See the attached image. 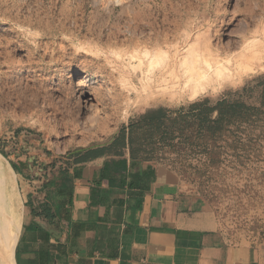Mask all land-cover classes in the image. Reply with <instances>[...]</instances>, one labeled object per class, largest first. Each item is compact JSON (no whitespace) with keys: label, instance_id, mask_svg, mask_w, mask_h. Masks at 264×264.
Listing matches in <instances>:
<instances>
[{"label":"rangeland","instance_id":"rangeland-1","mask_svg":"<svg viewBox=\"0 0 264 264\" xmlns=\"http://www.w3.org/2000/svg\"><path fill=\"white\" fill-rule=\"evenodd\" d=\"M113 1L0 0V154L10 165L16 151L26 159L40 146L57 153L86 146L128 151L129 124L147 109L163 106L174 116L200 97L216 101L264 75V0ZM159 39L171 56L178 51L181 57L198 39L219 44L229 56L247 44L261 54L253 69L193 99L151 102L146 63L127 61L136 46L144 50ZM74 73L89 75L99 112L84 107ZM255 88L244 100L260 105L261 89ZM222 149L215 161L204 153H172L161 161L208 205L227 239L251 246L264 264V121L249 139ZM1 236L0 264H10Z\"/></svg>","mask_w":264,"mask_h":264},{"label":"crops","instance_id":"crops-1","mask_svg":"<svg viewBox=\"0 0 264 264\" xmlns=\"http://www.w3.org/2000/svg\"><path fill=\"white\" fill-rule=\"evenodd\" d=\"M47 149L0 154L15 182L10 264H261L167 163Z\"/></svg>","mask_w":264,"mask_h":264},{"label":"trees","instance_id":"trees-1","mask_svg":"<svg viewBox=\"0 0 264 264\" xmlns=\"http://www.w3.org/2000/svg\"><path fill=\"white\" fill-rule=\"evenodd\" d=\"M257 80L255 86L247 83L216 101L209 96L200 97L180 107L174 116L163 106L139 114L129 124L127 150L132 161L163 162L161 158H169L172 153H204L215 161L226 145L249 139L255 125L264 121V75ZM255 87L261 89L260 105L244 100L245 93ZM124 154L125 151L112 153Z\"/></svg>","mask_w":264,"mask_h":264},{"label":"bare ground","instance_id":"bare-ground-1","mask_svg":"<svg viewBox=\"0 0 264 264\" xmlns=\"http://www.w3.org/2000/svg\"><path fill=\"white\" fill-rule=\"evenodd\" d=\"M113 2L121 4L122 0H114ZM160 39L156 42L152 41L150 47L148 45L143 46L144 50L140 49V45L136 46L133 51L129 52L127 61L130 65L136 63L139 66L146 63L149 75L147 77L149 88L146 97H149L151 102L159 98L173 99L183 96L193 99L209 88L233 80L236 76L253 69L255 61H258L261 54L260 50L247 44L245 49L236 55L229 56L227 55L228 51L219 44L214 45L211 40L195 39L196 41L193 40V42L186 44L184 49L186 51L181 57H179L178 51L174 56H171L170 52L168 54L167 51L162 50V43L164 44V42H161L163 39ZM71 74L73 73L71 72ZM74 76L78 77L75 92H79L84 107H94L95 111L99 112L98 107L93 103L95 88L86 82L89 75L84 73ZM119 94H115L116 105H119L122 99V97L120 99ZM14 202L15 182L13 173L8 163L0 156V231L4 238L1 240V242L3 241L2 254H5L9 260L13 244Z\"/></svg>","mask_w":264,"mask_h":264}]
</instances>
